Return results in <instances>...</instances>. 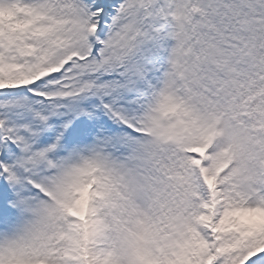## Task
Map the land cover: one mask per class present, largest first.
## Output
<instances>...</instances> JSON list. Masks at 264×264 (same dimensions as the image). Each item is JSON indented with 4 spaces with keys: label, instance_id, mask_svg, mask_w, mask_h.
<instances>
[{
    "label": "snow or ice",
    "instance_id": "1",
    "mask_svg": "<svg viewBox=\"0 0 264 264\" xmlns=\"http://www.w3.org/2000/svg\"><path fill=\"white\" fill-rule=\"evenodd\" d=\"M0 264H264V0H0Z\"/></svg>",
    "mask_w": 264,
    "mask_h": 264
}]
</instances>
